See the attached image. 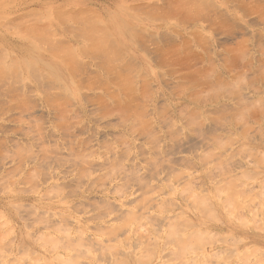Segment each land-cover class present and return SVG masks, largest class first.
Segmentation results:
<instances>
[{
  "label": "clouds",
  "instance_id": "1",
  "mask_svg": "<svg viewBox=\"0 0 264 264\" xmlns=\"http://www.w3.org/2000/svg\"><path fill=\"white\" fill-rule=\"evenodd\" d=\"M36 2L42 9L28 27L30 37L40 29L39 21L50 19L49 13L56 9L65 20L69 41L78 38L80 27L86 25L88 48L98 45L97 31L119 36L118 27L135 28L144 22L195 28L204 37L217 39L222 14L250 33L225 48L228 68L238 77L247 66L238 64L232 54L237 44L251 49L257 36L264 41V0H91L87 8H81L84 25L79 15L64 16L72 3ZM83 55L86 51L81 47L77 54L40 63L30 45L0 42V85L4 86L0 88L4 93L0 98V164L11 161V171H0V197L7 196L0 203V218L7 225V217L20 208L34 210V218L43 210L44 217L37 218L32 229L20 232L19 239L40 246L44 254L49 249L42 236L33 238L29 233L48 219H67L73 221L75 235H90L98 245L95 256L100 259L94 256L91 264H157L145 252H133L127 238L117 246L112 238L133 219L139 218V224L151 229L148 217H159L164 220L161 231L145 233L142 239L148 242L142 248L156 255L170 251L174 258L159 264H200L189 262L184 250L202 229L222 223L217 209L223 205L215 193L197 187L202 173L191 165L166 174L186 148L192 152L189 160L203 155L196 149L208 139L206 125L215 120L196 106L169 103L163 93L153 98L154 87L149 90L99 75L77 78L75 64ZM236 86L247 87L249 80L238 79ZM260 118L264 120V113ZM260 156L257 179L264 184V152ZM84 203L93 210L77 215ZM224 223L237 226L231 219ZM90 226L96 230L89 231ZM48 231L49 239L63 234L59 228ZM259 231L264 232V227ZM33 264L53 262L38 259ZM224 264L233 262L224 259Z\"/></svg>",
  "mask_w": 264,
  "mask_h": 264
},
{
  "label": "rangeland",
  "instance_id": "2",
  "mask_svg": "<svg viewBox=\"0 0 264 264\" xmlns=\"http://www.w3.org/2000/svg\"><path fill=\"white\" fill-rule=\"evenodd\" d=\"M67 3H72L73 7L67 8L64 16L75 18L79 15L80 24L84 25L85 14L81 8H87L91 0H65V4ZM41 9L42 5L36 0H0V42L34 46L40 63L53 58L54 55L51 56L48 52L50 49L45 52V48L51 43L53 47L49 48L53 49L52 52L56 49L55 57L58 53H61L60 57L65 56L70 47L71 55L73 47L76 52L72 49L73 55L78 53L80 47H87L89 32L86 25L80 28L78 38L74 36L73 41H69L66 38L65 20L58 15L56 9L51 10V15L49 13V20L39 21L40 29L36 36H32L36 42H32L27 30L40 15ZM101 23L103 24V20ZM218 23L221 27L216 32L217 39L204 37L195 28H176L162 22H144L135 28L122 26L124 30L118 27L121 29L118 30L119 36L106 31L96 32V36L102 40L99 42L100 46L97 45L98 50L97 46H93V51L92 47H87L86 55L75 64V77L87 79L99 75L105 80L115 77L136 86H145L149 90L154 87L153 98L158 93H163L169 103H176L184 108L196 106L207 111L215 123L206 125L208 139L196 149L198 154L203 155L189 160L192 152L186 148L184 155L178 158V163L166 175L171 176L174 171L187 168L188 165L202 173L198 177L200 184L197 187L219 197L223 206L217 211L222 223L210 226L206 231L202 229L196 234L185 248L184 256L189 262L198 260L200 264H224V259L231 260L233 264H260L264 260V251H261L264 249V232L259 231L264 227V184L257 179V169L260 167V154L264 152V120L260 118L261 113H264V92L261 90V80L264 78V41L257 36L251 49L247 45L237 44L232 54L238 57V64L247 66L238 77L234 75V70L228 68L225 48L233 45L241 35L250 33L222 14ZM82 30L85 31L84 34L81 33ZM205 30H209L207 26ZM39 34L42 38H39ZM43 37H48V41ZM39 39L44 40L45 46ZM63 39L70 47L65 42L62 43ZM248 70H251L250 73L245 75ZM238 79L249 80V86L237 87ZM3 87L0 85V88ZM201 92L206 95L202 97ZM3 95L0 92V98ZM201 114L203 115V111ZM10 165L11 161L0 164V171H11ZM136 199L140 197L137 196ZM5 200L7 196L0 197V203ZM85 209L93 210L84 203L83 207H78L77 215L83 216ZM176 210H179V206ZM32 211L34 210L25 212L24 208H20L15 215L7 217V225L0 218V264H33L38 259L52 261L53 264H91L98 245L90 235H75L76 230L71 220L48 219L29 233L33 238L42 236L49 254H44L40 246L21 242L20 232L32 229L37 218L45 215L42 210L34 218ZM228 219L237 226L232 228L231 225H225L224 221ZM138 220L136 218L127 222V227L112 238L113 246L123 244L127 238L133 252L139 249L149 255L151 260L157 261V264L174 258L170 251H163L164 246L160 249L163 255H156L151 249L142 248V244L148 242L142 239L145 233L161 231L164 220L148 217L151 229L139 224ZM52 228H59L63 234L49 239L51 233L48 230ZM95 230V226H90L89 231ZM229 231L231 235L228 234ZM89 251L93 256L88 255ZM95 259L100 257L95 256Z\"/></svg>",
  "mask_w": 264,
  "mask_h": 264
},
{
  "label": "bare ground",
  "instance_id": "3",
  "mask_svg": "<svg viewBox=\"0 0 264 264\" xmlns=\"http://www.w3.org/2000/svg\"><path fill=\"white\" fill-rule=\"evenodd\" d=\"M23 3H24V2H23ZM50 15H51V12H50ZM43 20H44V19H43ZM48 20H49V19H48ZM41 21H42V20H41ZM63 21H64V20H63ZM57 22H58V21H57ZM60 22H61V21H60ZM100 22H101V21H100ZM101 24H102V23H101ZM48 25H49V24H48ZM121 27H122V26H121ZM121 27H120V28H121ZM123 27H125V26H123ZM123 27H122V28H123ZM80 28H81V27H80ZM120 28H118V30H119ZM122 28H121V29H122ZM81 29H82V28H81ZM81 29H80V30H81ZM121 29H120V30H121ZM124 29H125V28H124ZM124 29H122V30H124ZM54 31H55V30H54ZM54 31H53V32H54ZM0 32H1V31H0ZM37 32H38V31H37ZM41 32H42V31H41ZM41 32H40V34H41ZM97 32H99V31H97ZM101 32H102V31H101ZM101 32H99V33H101ZM81 33L84 34L85 31L82 30ZM99 33H98V34H99ZM106 33H107V31H106ZM40 34H39L38 36H39V38H42V36L40 37ZM42 34H43V33H42ZM42 34H41V35H42ZM83 34H82V35H83ZM108 34H109V33H108ZM108 34H107V35H108ZM79 35H80V34H79ZM82 35H81V36H82ZM85 35H86V34H85ZM95 35H97V33H96ZM122 35H123V34H122ZM125 35H127V34H125ZM35 36H36V35H35ZM52 36H53V35H52ZM81 36H80V37H81ZM102 36H103V35H102ZM108 36H109V35H108ZM33 37H34V36H33ZM33 37H30V38H31V41L33 40L32 42L35 43V42H36V39H35V41H34V38H33ZM97 37H98V36H96V38H97ZM106 37H107V36H106ZM32 38H33V39H32ZM44 38H45V37H43V39H44ZM102 38H103V37H102ZM109 38H110V36H109ZM121 38H122V37H121ZM43 39H39V40H40V41L42 40V42L44 43V40H43ZM46 39H47V41H48V37H46L45 40H46ZM51 39H52V38H51ZM75 39H76V37H75ZM83 39H84V38H83ZM100 39H101V37H100V38H99V37L97 38L98 42H101V41H102V40H100ZM63 40H64V39H63ZM85 40H86V39H85ZM85 40H82V41H85ZM105 40H106V39H105ZM107 40H108V37H107ZM127 40H129V39H127ZM37 41H38V40H37ZM80 41H81V40H80ZM86 41H87V40H86ZM32 42H31V43H32ZM38 42H39V41H38ZM63 42H65V40L62 41V43H63ZM43 43L40 42V44H43ZM62 43H61V44H62ZM87 43H88V42H87ZM15 44H16V43H15ZM29 44H30V42H29ZM38 44H39V43H38ZM40 44H39V45H40ZM52 44H53V43H51V45H49V47H53ZM63 44H64V43H63ZM65 44L69 45L68 42H65ZM70 44H72V43H70ZM83 44H85V43H83ZM31 45H32V44H31ZM35 45H36V44H35ZM39 45H38V46H39ZM43 45L45 46V43H44ZM43 45H40L39 47H41V49H44ZM46 45H47V44H46ZM55 45H57V44H55ZM87 45H88V44H87ZM58 46H59V45H58ZM72 46H73V45H72ZM81 46H82V45H81ZM98 46H100L99 43H98ZM98 46H97V47L94 46V47H96V50H98ZM33 47H34V46H33ZM33 47H32V48H33ZM42 47H43V48H42ZM46 47H48V46H46ZM49 47H48V48H45L46 51H45V50H44V51L47 52V50L50 49V51L48 50V52L50 53L51 56L54 55V56H52V57H55L56 54H54V52L56 51V49H54L55 51L52 52L53 49L51 50V48H49ZM69 47H70V45H69ZM75 47H76V46H75ZM94 47L91 48V49H92L91 51L95 50ZM35 48H36V46H35ZM63 48L65 49V46H64V45H63ZM63 48H62V49H63ZM70 48H71V47H70ZM70 48H69V51H70ZM73 48H74V47H73ZM73 48H72V49H73ZM78 48H79V46H78ZM80 48H81V47H80ZM80 48H79V49H80ZM33 49H34V48H33ZM37 49H38V48H37ZM37 49H36V51H37ZM62 49H61V50H62ZM64 49H63V50H64ZM66 49H68L67 46H66ZM72 49H71V53H72V55H73V53H74L75 51H74V49H73V51H74V52H73ZM79 49H78V50H79ZM86 49H87V47H85V50H86ZM39 50H40V48H39ZM57 50H58V49H57ZM63 50H62V51H63ZM88 50H90V49H88ZM44 51H43V52H44ZM67 51H68V50H67ZM69 51H68V52H69ZM86 51H87V50H86ZM45 52H44V53H45ZM68 52H66V53L68 54ZM95 52H96V51H95ZM105 52H106V51H105ZM105 52H103V53L105 54V57H106V53H105ZM108 52H109V51H108ZM108 52H107V54H108ZM49 53H48V54H49ZM51 53H53V54H51ZM56 53H58V51H57ZM66 53H65V54H66ZM75 53H76V52H75ZM96 53H97V52H96ZM101 53H102V52H101ZM109 53H110V52H109ZM58 54L60 55L61 53H58ZM58 54H57V55H58ZM67 54H66V55H67ZM111 54H112V53H111ZM59 55L57 56L58 58L61 56V55H60V56H59ZM66 55H65V56H66ZM68 55H69V56L71 55L70 52H69ZM101 55H103V54H101ZM108 55H110V54H108ZM108 55H107V57H110V56H108ZM112 55H113V54H112ZM37 56H39V55L37 54ZM103 57H104V56H103ZM105 57H104V58H105ZM46 58H47V57H46ZM106 59H107V58H106ZM111 59H112V58H111ZM39 61H40V60H39ZM108 61H109V60H108ZM42 62H43V61H42ZM109 62H110V61H109Z\"/></svg>",
  "mask_w": 264,
  "mask_h": 264
}]
</instances>
